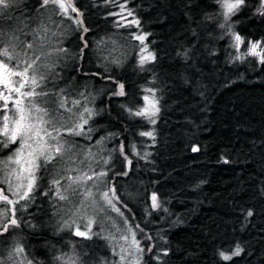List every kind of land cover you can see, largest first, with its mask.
<instances>
[{"label": "trees", "instance_id": "obj_1", "mask_svg": "<svg viewBox=\"0 0 264 264\" xmlns=\"http://www.w3.org/2000/svg\"><path fill=\"white\" fill-rule=\"evenodd\" d=\"M30 1L34 5L39 3ZM67 3L82 13L79 19L88 32L74 23L72 47H68V42L65 44L72 64L65 79L56 82L55 90L65 89L67 107L74 112L81 109L73 108L72 101L81 100V106L87 103L97 113L85 128L93 129L89 148L95 153L99 151V156L110 154L117 162V168L109 164L111 170L103 179L107 180L108 188L115 187L123 202L118 205L123 216L105 211L133 231V235L128 231L127 236L130 234L139 241L140 248L153 249L145 251L135 264H264V64L250 57L234 59L231 36L220 38L225 32L219 27L224 22L221 3L218 0H116L115 5L104 0H68ZM118 3L140 21L135 35H147L145 43L155 56V60L145 64L150 71L140 69L136 50L120 66L101 62L104 37L117 34L138 46L128 30L116 22L114 11ZM259 3L246 0V6L229 21L233 31L245 41L264 40V17L256 11ZM72 13L74 20L77 14ZM56 15L60 19V14ZM82 48L86 54L83 59ZM60 69L57 67L56 71ZM85 72L114 76L124 83L128 95L112 96L118 86L111 79L84 75ZM87 86L91 90L89 95ZM145 88L152 89L159 101L155 125L144 118L129 117L120 107L122 103L141 107ZM80 93L91 102L85 101ZM55 99L58 101L59 97ZM54 106L59 109L58 103ZM140 131H154L155 140L140 136ZM116 132L121 135L106 140L103 149L96 144ZM121 140L126 144L131 166L117 149ZM133 144L138 155L133 154ZM193 145L198 148L196 153L191 152ZM9 153V149L0 147V160H6ZM145 153L150 155L145 157ZM123 163L128 167L120 168ZM121 171H127L128 175H118ZM43 174L44 179L38 181L43 188L37 189V198L16 214L21 218L20 227H12L0 235L2 264H72L73 252L79 256L84 246L89 254L86 264H123L108 237L93 231L91 238L86 239L67 229L61 230L59 222L57 227L50 225L57 197L53 192L51 199L43 195L52 177L48 172ZM153 193L160 204L156 209L152 208ZM249 211L251 216L247 215ZM237 244L243 249L240 255L224 261L220 252L231 255ZM17 245L24 249L23 253H15ZM163 251L168 254L163 255ZM153 253L159 255V260Z\"/></svg>", "mask_w": 264, "mask_h": 264}, {"label": "snow or ice", "instance_id": "obj_2", "mask_svg": "<svg viewBox=\"0 0 264 264\" xmlns=\"http://www.w3.org/2000/svg\"><path fill=\"white\" fill-rule=\"evenodd\" d=\"M223 8L224 22L219 24L221 29H225L221 39L225 35H230L234 41L230 46L234 47L237 52H240L241 45L245 43L242 36L233 31V25L229 23L231 17L235 15L241 8L246 6V0H218ZM15 0H0V18H3L10 9L13 7ZM52 5L53 7H49ZM48 11H51L54 15L56 8L60 9V15L66 16L68 19H72L68 16V9L77 14V18L73 22L82 28L85 33L88 32V28L84 26L82 19V13L71 3H65L63 0H42L39 6ZM125 10V6L121 5V11ZM257 14L264 17V0H260L259 7L256 9ZM118 15V14H117ZM132 15L131 12L128 13ZM126 19V17L124 18ZM54 22V21H53ZM129 24L139 26L140 21L133 19L128 21ZM118 26H122L119 25ZM41 27L44 33L49 30L47 24H42ZM39 34V31L37 32ZM65 33H55L52 35H64ZM133 39H136L143 46L140 49L141 55L139 58V67L142 71H150L145 68L147 62L155 60L153 53L148 51L145 40L146 34L133 35ZM50 43V38L47 36L41 41L40 47L43 49L45 43ZM248 49L246 52L241 53L234 57L236 60H243L246 56H254L259 59V63L264 64V40L262 41H249ZM88 47L87 40L84 41V48ZM25 48L29 51H26ZM143 53H147L144 55ZM63 54V55H61ZM68 52L64 48H54L52 51H41L39 54L36 52V45L34 42L21 41L18 36L12 34L7 43L4 42V32L0 30V100L3 104L0 105V147L7 148L12 153L8 156L7 160H0V171L4 173L0 176V184L6 183L8 185V191L12 193L16 199H11L5 193L0 190V200L4 204L11 205V216H9L8 208H0V235L7 232L12 227H20L21 218L16 214L21 210H26L30 207L31 203L37 198V189H42L43 185L38 181L44 179L43 172L55 170L53 179L51 180L52 186L56 189V197L59 200L66 201L72 205L71 211L73 216L78 213L84 212L87 215L86 209L89 206V201H93L97 206V210L104 208V205L100 204L97 196L102 197L105 204L112 211L117 212L118 215L123 216L120 205L123 203L117 196L115 187L108 188L107 180L103 179L107 177L110 168L101 166L99 170L92 168V161L103 165H108L111 159H105L103 156H99L98 153L92 152L91 149L87 153H84V159L89 161L88 171L79 167V164H83L84 160H78L81 155V151H74L76 149V141L68 140L67 136L83 137L84 139L91 140L90 133L93 131L91 127L85 130V125L89 123V120L93 115H96L87 103L83 106L81 100H73V108H80L79 112H73L72 109L67 107V99L64 96L65 89L60 88L59 92L55 89L57 87L56 81L63 79L61 74L56 71L59 67V60L66 58ZM84 49H81L80 58L83 59ZM111 63L120 64L119 59H114ZM105 71H108L105 69ZM84 75L100 76L102 79H111L114 84L118 86V90L112 92V96L124 97L128 95L125 91L124 83L119 82L114 76L104 77L102 73H83ZM49 84L52 87H49ZM39 89V91H38ZM145 93L142 98L145 101V106L133 108L126 104H121L120 107L129 114V117L144 118L150 124L155 125L156 119L160 108L158 106L159 101L155 96V92L150 88L143 89ZM80 96L90 103L88 97H85L83 93ZM54 97H59L57 101ZM59 104V108H63L67 112H72L73 116L77 119L73 121L71 125H68L65 121L67 118L58 110L54 105ZM121 133H109L108 136L102 137L96 142L97 145L103 149V144L106 140L113 137H119ZM140 136L151 138L155 140L154 131H140ZM11 145H18L15 149H12ZM133 154H137L135 151V145H132ZM115 151V149H113ZM120 155L124 157L128 165H132V161L129 159L126 153V144L123 140L119 144ZM192 151H198V148L193 147ZM150 153H145V157ZM59 157V159H58ZM225 163H228L225 160ZM15 165L16 167H11ZM48 165H52V169L48 168ZM43 170V172H42ZM131 170V167H129ZM40 173V175H38ZM66 173V174H65ZM75 173V175H73ZM118 175L127 176V171H121ZM61 179L68 181L67 184L61 185ZM92 183L89 184L88 182ZM52 187L43 192V195L49 196L52 192ZM69 193L73 197L83 194L84 199L77 205L74 199L69 198ZM25 203L21 204L20 202ZM19 205V207H17ZM157 195H152V208H159ZM248 216L252 215V212L247 213ZM76 223V220H73ZM92 221L89 220V224L86 226L87 231L80 230L77 225V229L74 235L77 237H83L86 239L91 238V225ZM127 223V219H125ZM65 226H71L67 223ZM137 227H139L137 225ZM62 230V229H61ZM142 231V229H141ZM149 239H151L149 237ZM133 243L136 245L137 255L136 259L139 262L145 251L153 252L152 248H140L139 242L133 238ZM131 250H129L130 252ZM243 249L237 244L235 250L231 255L226 254L225 251L220 252V256L224 261H229L233 256H238ZM24 249L17 245L15 253H23ZM167 251H163V255H167ZM153 257L159 260V255L153 253ZM60 260L63 257H56ZM122 261L126 259L122 256ZM2 264V261H0Z\"/></svg>", "mask_w": 264, "mask_h": 264}, {"label": "rangeland", "instance_id": "obj_3", "mask_svg": "<svg viewBox=\"0 0 264 264\" xmlns=\"http://www.w3.org/2000/svg\"><path fill=\"white\" fill-rule=\"evenodd\" d=\"M108 1L110 3H113V4L116 2V0H107V1L104 0V2H108ZM27 2H28V4H27ZM24 3L27 4L29 7L31 6L29 0H15L13 7L10 9V11L8 13H10L14 10V11H17L19 14L14 15L10 20H7V21L2 23V31L4 32V41H5V43H7L12 34H15L16 36H18L21 41H25V38L27 35V27H26V24H24L20 28V21H19L20 19L19 18L24 17L26 19L29 16V14H31V13L38 15L37 18H39V19L41 18L42 21L48 25V28L50 31H48L47 33H44L43 28H41V30H40L41 36L38 37V39H34L35 41L31 40V37L29 36L30 40H28V41L34 42V44L36 45L37 54H39L41 51H52L54 48H64L67 50V52H68L67 57L59 60V65H60L59 67L61 69L58 72L61 74L63 79H59L58 81H63L68 74L69 65L72 64V56L70 55L68 47H72L71 41H72L73 34H74V30H73L74 22L72 19H68L64 15H59L60 19H57L56 15H54L51 11H48L46 9H43L41 14H40V12H30L31 9H29V7L27 10H26V8L25 9L23 8L22 11H19L20 5H22ZM121 5H122L121 3L116 4V7H117L116 12L114 11V15H116V22L119 25H122L120 27H123L124 29L128 30L131 40L136 41L135 45H138V46L134 47V45L130 41H127L126 39L122 38V36L117 35V34L109 36V37H104V39L102 41V45H101L103 47V49L101 50L102 51L101 58L103 59L101 62L103 64H107V65L111 64V65L120 66L125 61L130 60L131 56L134 53V50H136L135 54H137V59H138L137 62H139V58L141 55L140 49L143 46L140 44V42L138 40L132 38L133 35H135L136 26L129 24L128 21H131L134 18L132 17V15L131 16L128 15L129 12H127L125 10L122 12L121 11ZM56 13L57 14L60 13V9L58 7L56 8ZM68 16H71L69 14V12H68ZM71 17H73V16H71ZM125 17H126V19H124ZM222 18H223V13H222ZM53 32H55V33L63 32L65 34L64 35H52ZM45 36L50 38V43L46 42L45 47L42 49L40 47V44H41V41L44 39ZM231 40L234 43L232 37H231ZM66 42H68V47H65ZM248 42L249 41H245V43L241 45L240 52H237L236 49L233 47V49L235 51L234 56H237V55H240L241 53L246 52L248 49V46H249ZM145 45H146V43H145ZM147 48H148V46H147ZM25 50L29 51L26 48H25ZM148 51L150 52L149 49H148ZM143 54L147 55V53H143ZM61 55H63V54H61ZM246 57L254 58L255 60L259 61V59L257 57H254V56H246ZM114 59H119L121 63L120 64L111 63V61ZM86 91H88V93L86 92V94L89 95L91 90L89 89L88 86H87ZM145 95H149L151 98L150 93H145ZM95 98H97V96H95ZM1 104H3V103H1ZM143 106H145L144 100H143V104L141 105V107H143ZM103 109H104L103 111H105V113H106V111H107L106 106H103ZM58 110L63 114V116L65 118H67L69 112L66 113V111L62 108H59ZM76 119H77V117L73 116V121H75ZM65 122L67 123V119ZM0 123H2V121H0ZM67 139L68 140H74L75 137L67 136ZM78 144H80V143L78 141H76V145H78ZM104 145H106V144L104 143ZM16 147H18V145H16ZM15 148H12V149H15ZM89 149H87L84 153H87ZM117 149L119 150V148H117ZM74 151H81V149L76 148V149H74ZM92 152H95V150H92ZM84 153H82V151H81V155L78 157V160H84V163L79 164V167L84 169V170H88L89 161L84 159ZM11 154L12 153L10 152L8 156H10ZM8 156H7V158H8ZM7 158H6V160H7ZM104 158L108 159L109 155H107V157H104ZM58 159H59V157H58ZM110 163L114 164V165H111V168H117V162L114 163L113 156L110 159L109 164ZM109 164L103 165L102 161L100 163L92 161V168L95 170H99V168L101 166L108 168ZM124 165L127 166L126 163L120 164V168H123V167L125 168ZM0 167H2V165H0ZM11 167L15 168L16 166L12 165ZM48 168L52 169V165H48ZM48 173L52 176V179H53V176L55 174V170L49 171ZM3 175H4V173L2 171H0V176H3ZM73 175H75V173H73ZM67 183H68V181L61 179V185H65ZM88 183L91 184L92 182L89 181ZM0 186L3 188V191H5V193L9 196V198L16 199V197L13 196L10 191H8V185L6 183L0 184ZM55 194H56V189L54 188L53 195H55ZM68 195H69L70 199H74L76 201L77 205H79V202L84 199L83 194L77 195L75 197H73L71 195V193H69ZM97 198L99 199L100 204L104 205V208H103L104 211H103V209L97 210V206L95 205V203L90 200L89 206L86 209V212H87L86 216L84 215L83 211L81 213H78L77 215L73 216L71 214V211H68L72 208V205L67 203L66 201H62V200H59L57 198L56 201L53 202L54 214L52 215V220L50 221V225L52 227L53 226L57 227V223L59 222V228L60 229H62V230L67 229L68 231H70L74 235V232L77 229V225L79 226L80 230L87 231L86 226L89 224V220H91L92 221V223L90 225L91 233L93 234V231H94L96 234L99 233L100 235H104V236L108 237L107 238L108 240L109 239L112 240V243L115 246V248L113 247L114 248L113 252L119 256L121 261H122V259H121L122 256H124L126 258L122 261L123 264H135L137 261L136 257L139 254L136 252V245L133 243L132 236H129L133 231L132 230L129 231L126 228L125 224L122 226L121 223H119V221H118L119 220L118 217H114V215H110L108 212H106L105 210L110 211L111 208H109L107 206V204H105L102 197L97 196ZM0 208H8L9 209V216H11V211H10L11 205L4 204L3 201L0 200ZM73 220H76V223H73ZM66 223L68 225H71V226H65ZM105 226H107L106 230L103 229ZM93 227L95 228L94 230H93ZM128 231L130 232V234L127 236ZM132 235H133V233H132ZM139 247H140V243H139ZM129 250H131V251L129 252ZM80 251H82V253L79 256H77L76 252H73L72 264H86V259H87L86 257L89 255L88 250L84 246L83 250H80Z\"/></svg>", "mask_w": 264, "mask_h": 264}, {"label": "flooded vegetation", "instance_id": "obj_4", "mask_svg": "<svg viewBox=\"0 0 264 264\" xmlns=\"http://www.w3.org/2000/svg\"><path fill=\"white\" fill-rule=\"evenodd\" d=\"M29 2H30V4H31V6L29 7L27 4H22V5H20V8H19V11H22L23 10V8L25 9L26 8V10L28 9V7H29V9H31L30 10V12H40V14H41V12H42V10L44 9V8H40L39 6H40V4L42 3V0H39V3H37L36 2V5H34V3L35 2H32V1H30L29 0ZM64 2V1H63ZM66 4H67V2H65ZM50 8L51 7H53L52 5H50L49 6ZM68 12H69V9H68ZM19 13L17 12V11H12V12H10V13H8V14H5L4 16H3V18H0V30H2V23L3 22H5V21H7V20H10L14 15H18ZM69 14L71 15V16H73L72 14V11L70 10V12H69ZM56 15V14H55ZM38 17V15H36V14H29V16L25 19L24 17H20L19 19V21H20V28H21V26H23L24 24H26V27H27V35H26V38H25V41H28V40H30V37H31V40H34V39H38V37H40L41 36V32H40V30H41V25L42 24H45V22H43L42 21V19L40 18H37ZM56 18H57V15H56ZM55 18V19H56ZM39 31V34H37V32ZM30 36V37H29ZM35 41V40H34ZM5 42V41H4ZM0 59H3V57H0ZM50 85V84H49ZM38 91H39V89H38ZM55 98V97H54ZM1 103H3V101L2 100H0V105H2ZM66 113H67V111H66ZM73 123V115H72V112H69V114H68V116H67V124L68 125H71ZM85 128H86V125L84 126ZM76 139V140H75ZM75 141H78L80 144H78L77 145V147L76 148H79V149H81V151H82V153H84L87 149H89V141H88V139H84L83 137H79V136H77V137H75ZM99 146V145H98ZM11 148H15L16 147V145H11L10 146ZM119 146H117V148H118ZM10 151V150H9ZM98 153H99V151H98ZM43 171V170H42ZM49 172V171H48ZM40 173H38V175H39ZM51 176V175H50ZM52 180V177H50V181ZM50 187H52V192H54V187L52 186V184L50 183ZM49 187V188H50ZM0 190H3V188L0 186Z\"/></svg>", "mask_w": 264, "mask_h": 264}, {"label": "water", "instance_id": "obj_5", "mask_svg": "<svg viewBox=\"0 0 264 264\" xmlns=\"http://www.w3.org/2000/svg\"><path fill=\"white\" fill-rule=\"evenodd\" d=\"M65 1L68 2V0H65ZM199 1H203V0H199ZM193 147H196V146L193 145L192 148H193ZM192 148H191V152H192V153H196L197 151L193 152V151H192ZM196 148H197V147H196Z\"/></svg>", "mask_w": 264, "mask_h": 264}]
</instances>
